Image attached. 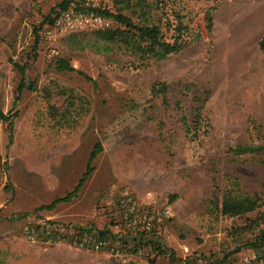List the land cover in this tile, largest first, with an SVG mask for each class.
<instances>
[{
    "label": "rangeland",
    "instance_id": "rangeland-1",
    "mask_svg": "<svg viewBox=\"0 0 264 264\" xmlns=\"http://www.w3.org/2000/svg\"><path fill=\"white\" fill-rule=\"evenodd\" d=\"M61 1L0 0V110L9 117L0 119V159L7 170L0 186V264H120L64 242L30 241L23 229L41 216L116 231L124 191L145 206L169 210L158 236L174 257L149 248L144 264L253 259L243 244L254 232L230 231L255 212L225 217L214 202L231 182L250 193L264 191V152H230L236 145L264 144V0L162 6L147 0L144 11L169 41L176 16L186 30L180 50L143 61L94 33L118 26L106 11L137 21L135 0H70L61 11L93 12L106 20L74 30L54 26ZM240 7L236 22L247 25L226 27L227 11ZM58 58L82 73L56 69ZM14 62L24 64L23 79L31 85L20 93ZM158 81L166 91L154 94ZM96 143L102 149L78 196L50 212L38 210L74 188Z\"/></svg>",
    "mask_w": 264,
    "mask_h": 264
},
{
    "label": "trees",
    "instance_id": "trees-1",
    "mask_svg": "<svg viewBox=\"0 0 264 264\" xmlns=\"http://www.w3.org/2000/svg\"><path fill=\"white\" fill-rule=\"evenodd\" d=\"M70 0H62L58 3L57 7L60 8V11L67 7ZM156 6H162L167 2H172L175 0H152ZM135 5L140 7V16L137 21L132 20L131 17L123 15L121 13L112 14L105 12L106 15L111 16L117 23L116 27H107V28H97L94 33L97 39L108 42V43H118L124 49L130 51L131 54L137 55L140 60H146L149 58L163 59L171 53H175L183 47V38L182 35L186 30V26L183 24L181 18L176 16V24L174 25V34L172 41H169L164 33L162 32L159 25L154 24L149 17L147 11H144L143 6L149 5L147 0H135ZM52 13V10L51 12ZM59 12L56 13V15ZM208 16V22H211L210 12L206 13ZM51 14L46 15L44 20L50 19ZM36 35L32 50L36 49L37 46ZM260 48L264 53V36L260 40ZM35 56V55H34ZM13 65L19 71L22 79L17 86L18 93L24 87L30 88L31 85L24 82V64L20 65L17 62H14ZM55 68L60 71H77L82 73L79 70H76L67 59L58 58L55 60ZM88 79H91L89 76H85ZM166 91V85L163 81L155 82L152 85V92L154 94L164 93ZM54 113L56 110L53 109ZM0 119L8 121L9 117L0 110ZM10 124V122H9ZM11 126V125H10ZM11 138V133H9V139ZM8 140V144H9ZM102 147L99 143H96L91 149L85 169L79 178L78 182L71 191L64 193L62 196L55 197L49 204L41 205L38 210L51 211L57 204L70 202L72 199L78 196V192L84 182L88 179L91 172L93 171V160L101 151ZM230 152L235 155H242L246 153L259 154L264 152V144L258 145H236L230 148ZM173 197L169 201H173ZM214 207L222 216L225 217H235L241 218L250 212H255L253 216H247L242 224L234 226L231 228L230 234L232 236L240 235L245 232H254V236L248 238L244 242V246L251 249L254 252V258L250 259L249 262L245 264H264V191H254L252 193L248 191H243L238 186L236 182H231L225 186L221 192L220 198H216L214 202ZM262 207V208H261ZM40 219H43L40 216ZM40 227L38 224L36 228ZM100 235H106L109 231L108 227L97 228ZM137 244L142 240V237L132 238ZM150 242H145V246H149L151 251L155 252L156 255L165 254L168 252L170 257H174L173 252L167 249L163 244L156 239H150ZM239 248L236 247L237 251Z\"/></svg>",
    "mask_w": 264,
    "mask_h": 264
},
{
    "label": "built area",
    "instance_id": "built-area-1",
    "mask_svg": "<svg viewBox=\"0 0 264 264\" xmlns=\"http://www.w3.org/2000/svg\"><path fill=\"white\" fill-rule=\"evenodd\" d=\"M106 24L99 14L76 10H63L56 15L54 26L60 30H74L85 27H97ZM5 160L0 159V186L6 181ZM123 207L121 214L122 227L113 231L109 227L106 235H100L96 226L90 222L71 223L55 220H38L24 227V234L30 241L43 243H61L77 249L101 252L120 264H144V257L150 239L159 240V229L169 210H155L141 204L131 193L124 191L119 199ZM40 227L36 228L37 225ZM142 237L135 244L132 238ZM251 258H245L249 262Z\"/></svg>",
    "mask_w": 264,
    "mask_h": 264
},
{
    "label": "bare ground",
    "instance_id": "bare-ground-1",
    "mask_svg": "<svg viewBox=\"0 0 264 264\" xmlns=\"http://www.w3.org/2000/svg\"><path fill=\"white\" fill-rule=\"evenodd\" d=\"M243 10V7L240 8H236V9H230L229 11H227V13L225 14L226 18H225V25L226 27H230L231 23L235 22L237 24V28H242L244 29V27L247 25L246 23H242L240 21H237L238 18V14ZM245 12L249 11V10H244ZM249 13H252L251 11H249ZM237 16V17H236Z\"/></svg>",
    "mask_w": 264,
    "mask_h": 264
},
{
    "label": "crops",
    "instance_id": "crops-1",
    "mask_svg": "<svg viewBox=\"0 0 264 264\" xmlns=\"http://www.w3.org/2000/svg\"><path fill=\"white\" fill-rule=\"evenodd\" d=\"M2 203H3V197L2 195H0V207L2 206ZM52 211V210H51ZM50 212V211H49Z\"/></svg>",
    "mask_w": 264,
    "mask_h": 264
}]
</instances>
